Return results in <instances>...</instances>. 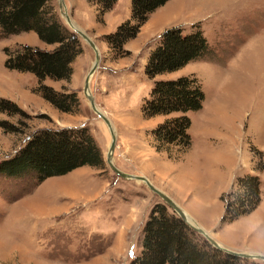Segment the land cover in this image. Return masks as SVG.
<instances>
[{
    "label": "rangeland",
    "instance_id": "rangeland-1",
    "mask_svg": "<svg viewBox=\"0 0 264 264\" xmlns=\"http://www.w3.org/2000/svg\"><path fill=\"white\" fill-rule=\"evenodd\" d=\"M64 2L75 26L100 52L90 91L116 132L115 166L146 177L222 247L264 255V0H170L124 45L127 53L113 50L104 36L130 18V0H118L104 23L98 22L97 7L88 0ZM52 5L73 31L58 0ZM172 27L182 28L184 35L200 30L211 51L207 58L155 79L196 77L206 95L203 108L188 113L192 146L177 161L157 151L152 135L159 123L175 115L145 119L142 114L154 84L145 65ZM80 39L83 49L72 64L71 80L45 81L57 92L75 96L68 114L35 92L32 74L5 67L6 48L27 45L51 51L54 46L34 32L0 35V99L24 113L0 112V163L38 131L82 127L93 136L105 163L101 169L81 167L39 185L32 175H0V264H129L141 254L153 208L165 205L174 213L146 184L121 179L107 164L111 134L83 92L95 52ZM247 175L260 180V203L247 216L224 224L230 194Z\"/></svg>",
    "mask_w": 264,
    "mask_h": 264
},
{
    "label": "trees",
    "instance_id": "trees-1",
    "mask_svg": "<svg viewBox=\"0 0 264 264\" xmlns=\"http://www.w3.org/2000/svg\"><path fill=\"white\" fill-rule=\"evenodd\" d=\"M97 7V20L118 0H88ZM131 16L117 29L104 36L105 42L117 52L135 39L151 14L170 0H130ZM53 0H0V35L10 37L34 32L41 42L54 46L51 51L22 45L5 49L8 70L32 74L37 80L35 92L64 113H73L75 96L62 94L45 81H70L72 64L82 53L80 37L62 21ZM211 54L207 39L200 30L184 35L180 27L167 29L148 57L145 74L154 80L150 97L145 99L142 114L145 119L173 117L159 123L152 131L158 152L170 160H179L192 146L189 134L190 112L203 108L206 95L196 77L181 76L174 80H155L175 73L195 60ZM0 112L24 114L18 106L0 99ZM4 123H1L3 126ZM175 150V152H174ZM102 152L86 127L81 129H44L36 132L13 157L0 163V175L8 178L34 176L36 185L49 178L65 176L81 167H104ZM238 189L230 194L222 223H232L252 213L260 203V180L247 175L239 179ZM247 260L226 254L211 246L176 213L158 204L144 226L142 250L129 264H248Z\"/></svg>",
    "mask_w": 264,
    "mask_h": 264
},
{
    "label": "water",
    "instance_id": "water-1",
    "mask_svg": "<svg viewBox=\"0 0 264 264\" xmlns=\"http://www.w3.org/2000/svg\"><path fill=\"white\" fill-rule=\"evenodd\" d=\"M58 5H59V9H60L61 15H64V17L66 19V22L68 23L70 28L80 38H82L84 41H86L87 44L95 52V62L93 64L89 74L86 77L83 92H84L85 97L90 102L91 108L94 111V113H96V115L105 122V124L107 125V127H108V129L110 131L112 141H111V144H110V148H109V152H108V155H107L106 162L109 165V167L112 169V171L118 177H120L123 180L139 181V182H142V183L146 184V186L150 189V191H152L154 194H156L158 197H160L162 199V201L174 213H176L184 222H186L195 232H197L200 235H202L206 239V241L211 246H213L214 248L219 249V250L223 251L224 253L232 255L234 257L242 258V259H245V260H260V261L264 262V255L239 253V252L231 251L229 249H226V248L222 247L214 238H212L204 229L200 228L196 223L194 225L191 224L189 215L181 207H179L168 195H166L164 192H162L161 190L156 188L146 177L125 173V172L121 171L120 169H118L115 166V164L113 162V157H114V152H115L116 144H117L116 132H115L113 126H112L111 121L108 119V117L105 116V114L102 111H100L98 109V107L96 106V103H95V100H94V96L92 95V93L90 91L91 78L96 73V71L98 70L99 65H100V52H99V49L96 46L95 42L86 33H84L82 30H80V29H78V28H76L74 26V23H73L72 19L70 18L69 14H68V10H67V7H66V4H65L64 0H58Z\"/></svg>",
    "mask_w": 264,
    "mask_h": 264
},
{
    "label": "bare ground",
    "instance_id": "bare-ground-1",
    "mask_svg": "<svg viewBox=\"0 0 264 264\" xmlns=\"http://www.w3.org/2000/svg\"><path fill=\"white\" fill-rule=\"evenodd\" d=\"M74 26H75V24H74ZM75 27L78 28L77 26H75ZM78 29H79V28H78ZM131 122H132V121H131ZM134 124H135V123H134ZM190 223L193 224V225L195 224V222H194L192 219H190Z\"/></svg>",
    "mask_w": 264,
    "mask_h": 264
},
{
    "label": "crops",
    "instance_id": "crops-1",
    "mask_svg": "<svg viewBox=\"0 0 264 264\" xmlns=\"http://www.w3.org/2000/svg\"><path fill=\"white\" fill-rule=\"evenodd\" d=\"M119 3H120V1L118 2L117 6H116L112 11L116 10V8L118 7ZM157 11H158V10H157ZM157 11H156V12H157ZM156 12H155V13H156ZM109 13H110V12H109ZM155 13H154V14H155ZM107 14H108V13H107ZM150 18H151V16H150Z\"/></svg>",
    "mask_w": 264,
    "mask_h": 264
}]
</instances>
